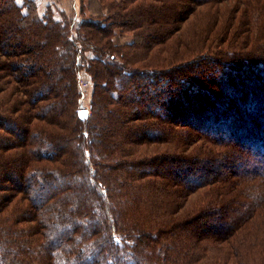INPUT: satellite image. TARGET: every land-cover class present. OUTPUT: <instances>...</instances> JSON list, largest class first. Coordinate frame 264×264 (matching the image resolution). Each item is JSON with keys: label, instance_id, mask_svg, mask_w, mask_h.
Wrapping results in <instances>:
<instances>
[{"label": "trees", "instance_id": "16d2710c", "mask_svg": "<svg viewBox=\"0 0 264 264\" xmlns=\"http://www.w3.org/2000/svg\"><path fill=\"white\" fill-rule=\"evenodd\" d=\"M96 1L113 15L82 19L74 40L73 21L56 18L50 6L40 14L37 0H0V58L7 57L0 60V137H13L0 142V264H179L168 239L196 212L179 197L213 180L224 162L206 168L197 158L187 168L186 150H177L190 135L186 128L227 131L241 147L264 155V59L257 52L169 59L160 58L159 49L153 59L159 66L145 65L151 61L144 57L141 64L131 56H148L136 50L168 39L172 19L165 20L178 0ZM257 4L249 0L236 10L244 16L241 27L251 26L253 18L259 35L264 18ZM144 5L157 14L166 11L146 42L148 22L137 18ZM126 31L133 37L119 42ZM6 32L31 37L10 42ZM78 40L94 52L84 56L94 85L86 116L78 114L82 92L76 77L84 49ZM156 142L150 152L148 145ZM186 176L189 182L181 183ZM159 178L172 183L157 188ZM167 193L172 197L163 200ZM160 207L170 217L159 216ZM254 207L263 215L264 198Z\"/></svg>", "mask_w": 264, "mask_h": 264}, {"label": "rangeland", "instance_id": "374dc122", "mask_svg": "<svg viewBox=\"0 0 264 264\" xmlns=\"http://www.w3.org/2000/svg\"><path fill=\"white\" fill-rule=\"evenodd\" d=\"M18 1L22 4L21 0ZM149 1L141 0L140 3L144 2L147 4ZM256 1L258 2L256 7L258 5L262 7L259 15L257 14L262 20L264 18V0ZM169 2L173 3L172 0H169ZM178 2V5L174 7V11L167 13L168 19L165 20L171 21L172 19L171 26H166L170 28L168 29V39L152 41L155 42L152 48L142 47L137 49L136 51L147 50L149 52L148 56L134 55L131 57L138 59V61L140 57L151 61L145 63V60H140L141 62L139 63L159 66L157 65L160 64L159 62L153 61V59L157 58L159 52H161L159 49L164 51L160 55V58L167 56L169 59L178 56L181 57L180 59L191 58L200 52L201 54L209 53L211 56H215L216 54L230 56V53H232L237 58H242L244 54L247 57H250V55L255 56V52H257V56L260 55L264 59V32L260 33L259 31V35L257 34L258 24H256L257 22L253 18L251 19V26L249 23L246 24L248 31H246L245 27H241L239 22L240 18H244V16L237 13L236 8L242 9L243 6L245 8L246 3L249 6V0H178ZM197 2L203 3L198 4ZM119 3L117 6L121 5ZM26 6L27 4L24 5V10ZM47 6H50L56 18L65 15L71 23L73 21L74 40L77 39L74 28L78 26L82 19L84 20L92 16L102 19L106 18L108 13L112 15L114 13V11L108 12L110 10L107 9L100 10L96 0H37L36 9L38 13L43 14ZM177 9L181 10V12L179 13ZM0 11L3 10L1 9ZM139 12L138 14L141 15L137 17L138 20L147 21L148 24L146 25L150 28H147L145 31L146 36L144 37V41L146 42L152 35H156V32H152L156 26L154 24L159 20L158 16H163L162 14H165L166 11L157 14L153 9H148L145 6ZM152 14L156 15L152 16ZM171 14H178V16L173 19L172 17L170 18ZM254 15L252 14V17ZM3 16H0V20ZM163 25L165 26L164 23ZM21 33H18V37L13 35L14 37L11 38V34L6 32V40L9 38L8 41L14 42L16 39L28 40L31 37L30 34L26 36L24 33L20 35ZM158 34L162 35L163 33ZM132 35V32L126 31L124 36L118 37L117 40L124 42L131 39ZM78 44L82 49L85 47L79 40ZM165 47H173L174 50H168ZM178 48L181 49L176 53L175 50ZM91 50V48H84L78 58L80 68L77 70L76 83L82 92L79 111L85 110L84 116L91 112V94L94 89L90 76L91 73H89L88 67H85L84 63V56L89 59L94 54ZM128 50L130 49L125 50L127 54L129 53L127 52ZM4 58L7 57L1 55L0 60ZM165 63L168 62L161 63L162 66ZM12 86L20 85L12 82ZM19 96V93L14 95L16 98H19ZM21 97L23 98V96ZM15 115L13 114V116ZM18 115L21 116L22 113ZM261 127L264 128V124ZM179 128L182 129V127ZM183 129L185 130V128ZM186 130L190 131V135H186L187 138H185V143L181 144L182 146L177 145V150H186L185 159L188 161L184 160L183 163L187 168L192 166L194 162L198 164L196 160L199 159L203 160L200 166L204 163L206 168H210V166L218 164L221 161L224 162H222L218 170L216 169V174L212 175L214 177L213 180L204 185L196 186V190L193 192L186 194L184 197H179V201L187 203V209L194 208L196 210L194 215H192L194 219L186 218L189 216V213L188 211L187 213L184 211L183 214L186 219L181 221L179 226L172 228L171 235L173 238L170 236L168 239V243L174 245L175 256L178 258L179 264H264V213L263 215L257 214L253 210L255 208L254 203H259L264 198V190L261 186V184H264V162L258 161L264 157L263 153L258 152L259 150L254 148L249 149L250 152L247 150L248 148L241 147V143H236L229 134L225 133L227 131L205 133L201 131L192 132L191 129L187 128ZM12 139V136H2L0 137V142ZM186 139L188 140L186 141ZM212 140H215V142ZM158 144L160 143L147 144L149 151L152 152L153 150L151 149L157 147ZM211 150H215L216 154H208ZM153 152L155 153L156 151ZM224 154L226 156L220 158ZM143 168L146 167H140V169ZM248 172H251L255 177H249L247 175ZM200 173L202 172H195L198 175ZM189 177H184L186 179L179 177L180 182L183 181L187 184ZM202 177H204V174L201 175ZM159 180L156 184L157 188H160L163 184H167L166 182L172 183L167 179L159 178ZM62 183L63 187L67 185L66 180H62ZM2 194L4 193L0 191V201L3 198ZM169 196L172 197L171 193H167L163 200H168ZM94 202L97 203L95 200ZM211 206L216 207V209L214 208V212H209V207ZM14 207L9 208V214L3 219V223L6 222ZM161 208L157 209L158 215L168 217L169 215L164 214L165 212H162L163 209ZM177 214L174 217L178 216ZM95 224L93 222V225ZM195 231L199 232L194 233ZM162 242L164 243V240ZM140 260L142 261V259ZM35 264H38V262Z\"/></svg>", "mask_w": 264, "mask_h": 264}, {"label": "water", "instance_id": "95a60500", "mask_svg": "<svg viewBox=\"0 0 264 264\" xmlns=\"http://www.w3.org/2000/svg\"><path fill=\"white\" fill-rule=\"evenodd\" d=\"M82 113L85 115V110L78 111L79 116H84V115H81Z\"/></svg>", "mask_w": 264, "mask_h": 264}, {"label": "snow or ice", "instance_id": "6c2138e0", "mask_svg": "<svg viewBox=\"0 0 264 264\" xmlns=\"http://www.w3.org/2000/svg\"><path fill=\"white\" fill-rule=\"evenodd\" d=\"M81 115H84L83 113Z\"/></svg>", "mask_w": 264, "mask_h": 264}, {"label": "bare ground", "instance_id": "6f19581e", "mask_svg": "<svg viewBox=\"0 0 264 264\" xmlns=\"http://www.w3.org/2000/svg\"><path fill=\"white\" fill-rule=\"evenodd\" d=\"M75 25V24H74ZM79 86V85H78ZM91 89V88H90Z\"/></svg>", "mask_w": 264, "mask_h": 264}]
</instances>
